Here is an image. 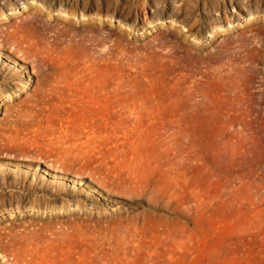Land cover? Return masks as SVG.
I'll return each instance as SVG.
<instances>
[{"label":"rangeland","instance_id":"obj_1","mask_svg":"<svg viewBox=\"0 0 264 264\" xmlns=\"http://www.w3.org/2000/svg\"><path fill=\"white\" fill-rule=\"evenodd\" d=\"M211 1L0 0V83L10 84L0 142L18 139L0 149V264L12 259L10 235L26 229L18 246L39 258L65 221L80 235L65 240L67 254L54 252L56 264H108L115 253L120 264L131 235L143 244L132 264H264V201L258 211L244 204L264 156V0ZM64 74L80 88L95 77L84 106L59 103L68 81L38 107L25 101Z\"/></svg>","mask_w":264,"mask_h":264},{"label":"bare ground","instance_id":"obj_2","mask_svg":"<svg viewBox=\"0 0 264 264\" xmlns=\"http://www.w3.org/2000/svg\"><path fill=\"white\" fill-rule=\"evenodd\" d=\"M184 1V0H183ZM192 1V0H191ZM196 1V0H195ZM199 1V0H198ZM207 1H211V0H206V2ZM214 1V0H213ZM251 1V0H250ZM212 2V1H211ZM218 2H219V0H218ZM218 2H214V3H208V6L211 8V10H216V11H218L221 7H220V5L221 4H219ZM241 2V1H240ZM240 2H238V3H240ZM245 2V1H244ZM257 2H260V0H252V3H257ZM93 3V2H92ZM183 3V2H182ZM237 3V4H238ZM242 3V2H241ZM193 4H194V2H193ZM201 4V3H200ZM202 4H203V2H202ZM206 4V3H205ZM205 4H204V7H205ZM199 5V4H198ZM246 5V4H245ZM182 6V5H181ZM258 6V5H257ZM186 8H185V10L183 11L185 14H186V16H192L193 14H194V11H196V9H195V6H192L191 4H190V2H188V3H186V6H185ZM203 7V8H204ZM208 7V8H209ZM249 7V6H248ZM255 7H256V5H255ZM250 8V7H249ZM257 8V7H256ZM74 9V8H73ZM205 9H207V8H205ZM204 9V10H205ZM76 10V9H75ZM181 10V9H180ZM245 10V9H244ZM252 10V9H251ZM250 10V11H251ZM256 10V9H255ZM258 10V9H257ZM256 10V11H257ZM71 11V10H70ZM200 11V10H199ZM202 11V10H201ZM206 11V10H205ZM204 11V12H205ZM220 11V10H219ZM208 12V11H207ZM71 13V12H70ZM73 13V12H72ZM74 13H75V11H74ZM73 13V14H74ZM177 13V12H176ZM179 13V12H178ZM197 13H199V12H197ZM251 13V12H250ZM185 14H182V16L183 15H185ZM196 15V14H195ZM204 15H205V13H204ZM177 16V15H176ZM195 17V16H194ZM252 17V16H251ZM186 18H188V17H186ZM190 18V17H189ZM178 19V18H177ZM180 19V18H179ZM192 19V18H191ZM198 19V18H197ZM197 19L195 20V18H194V22H193V24L191 25V29H193V27H196V24L198 23V21H197ZM188 19H186V21H187ZM210 20H214V21H217V19L216 18H210ZM221 20V19H220ZM200 21H201V19H200ZM191 22V21H190ZM255 22V21H254ZM258 22V21H257ZM260 22V21H259ZM207 24V23H206ZM255 25V24H254ZM190 29V28H189ZM259 29V28H258ZM257 29V30H258ZM263 30V29H262ZM254 30H252V32H253ZM264 31V30H263ZM257 32V31H256ZM259 32V31H258ZM262 32V31H261ZM260 32V33H261ZM243 33H247V30H242V34ZM193 34V33H192ZM259 34V33H258ZM263 34V33H262ZM243 36H245V35H243ZM252 37H254V38H256V34L255 35H253ZM244 39H245V37H244ZM244 39H242L241 40V47H243V48H246V46H247V40H244ZM25 43H28L27 41H24ZM23 42L21 41V42H18L17 44L18 45H21ZM264 46V45H263ZM263 46H261L260 48H259V50H260V52L262 53L263 52V50H262V48H263ZM193 49V48H192ZM20 52H22V53H24L26 50L25 49H22L21 47L18 49ZM196 51H197V49H195ZM190 52V51H189ZM25 56H28V54H24ZM192 56V55H191ZM241 56V55H240ZM196 58V57H195ZM197 59H199V58H197ZM200 61H202L201 59H200ZM202 63H205V62H202ZM63 75V74H62ZM65 76H63V77H58V79H56V78H54L53 79V81L51 82V84H49V88L48 89H46V87L42 84H38L37 85V87L35 88V89H33L31 92H30V94L28 95V97L27 98H25V101H31L32 103H33V105L34 106H39L40 105V103L41 102H48V100L49 99H52V96L53 95H55L56 97L57 96H61L60 97V99L58 100L59 101V103H61L62 105L64 104V101L65 100H67L68 101V103H71L73 106H78V105H80V106H84V102H83V100L85 99V93H87V92H89L90 91V85H93V82H94V80H96L95 79V77H92V75L90 74L89 75V78H87V84H86V86H84V88H80V86H79V84H77L75 81H73L72 83H71V81L69 80V79H67L66 78V74H64ZM227 74H225V76H226ZM78 76V75H77ZM80 76V75H79ZM82 77H84V76H82ZM88 77V76H87ZM224 77V76H223ZM227 77V76H226ZM226 77H225V79H226ZM62 78V79H61ZM6 79V78H5ZM73 79V78H72ZM77 79V78H76ZM79 80V79H78ZM83 80V79H82ZM66 82V81H68V83H67V85H68V91H67V93H68V95L67 96H65V95H61V93L59 94V92L60 91H62V89L60 88V86L62 85V82ZM84 81V80H83ZM224 81V80H223ZM69 82H70V84H69ZM79 82V81H78ZM44 83V82H43ZM224 84H225V81H224V83H223V86H224ZM10 84H9V82L8 83H5V84H1L0 83V92H4V91H6V90H8L7 88H8V86H9ZM66 86V85H65ZM3 89V90H2ZM225 89H227V87L225 88ZM224 89V92H228L227 90H225ZM9 91V90H8ZM8 91H7V93H8ZM117 92V91H116ZM222 92H223V90H222ZM102 95H103V102H101L102 104H106L107 105V102H108V100L110 101V97L108 98V96H107V91H106V89L105 90H102L101 92H100ZM59 94V95H58ZM118 94V93H117ZM97 95V94H96ZM117 96V95H116ZM222 96H224V95H222ZM226 96V95H225ZM94 98V97H93ZM224 98L225 97H223V100H224ZM120 99V98H119ZM122 99V98H121ZM55 100V99H54ZM123 100V99H122ZM16 101V100H15ZM86 101V100H85ZM99 101V100H98ZM17 102H18V100H17ZM16 102V103H17ZM117 102V101H116ZM120 102H121V100H120ZM67 103V104H68ZM98 103V102H97ZM112 103V102H111ZM111 103H108V105L110 106V104ZM118 103V102H117ZM13 104H14V102H13ZM13 104L12 103H8L7 104V107L10 109L12 106H13ZM95 104V103H94ZM123 104V102L121 103V105ZM21 105V104H20ZM70 105V104H69ZM98 105V104H97ZM92 106V105H91ZM226 106V105H225ZM223 108H225V107H223ZM222 109V108H221ZM12 110H13V108H12ZM18 110H20V109H18ZM226 110V109H225ZM11 111V110H10ZM25 111V110H24ZM50 112V111H49ZM52 112V111H51ZM220 112V111H219ZM225 113L226 112H224L223 114L225 115ZM221 114V113H220ZM49 115V114H48ZM226 116V115H225ZM224 118V117H223ZM220 119H222V116H220ZM219 119V120H220ZM36 120V119H35ZM221 121V120H220ZM225 121V120H224ZM224 121H221L222 122V125H223V127L221 128L222 130L220 131V132H222V133H224V131H225V125L226 126H228L227 124H225V122ZM30 122H31V120H30ZM38 122V121H37ZM36 122V123H37ZM227 122V121H226ZM35 123V124H36ZM40 123V122H39ZM38 123V124H39ZM225 124V125H224ZM221 125V126H222ZM226 130H228L229 131V129H228V127L226 128ZM227 131V132H228ZM227 132H225V133H227ZM261 134V133H260ZM262 134H264V133H262ZM9 135V134H8ZM8 135H6L5 136V138H3L2 140L4 141V143H1L0 142V149H2V148H5V149H9V150H11V148H13L14 147V145L15 144H13L14 142L15 143H17L18 142V139H16L15 137H14V135H13V137L12 136H8ZM222 135V134H221ZM225 135H227V134H225ZM224 135V136H225ZM8 136V137H7ZM233 136V135H232ZM235 136V135H234ZM259 136H261V135H259ZM231 137V136H230ZM222 138V137H221ZM224 138V137H223ZM27 139V138H26ZM220 139V138H219ZM229 140V139H228ZM258 140V139H257ZM262 140V139H261ZM264 140V139H263ZM262 140V142H264ZM20 141H22V140H20ZM219 141V140H218ZM222 141H224L225 142V138H224V140H221V142ZM229 141H232V139L231 140H229ZM256 141V140H255ZM25 142V141H24ZM27 142H28V140H27ZM227 142V144H228V141H226ZM225 142V143H226ZM259 142V141H258ZM258 142H256V143H258ZM261 142V143H262ZM28 143H30V142H28ZM223 143V142H222ZM222 143H221V145H222ZM260 143V142H259ZM258 143V144H259ZM26 144V143H25ZM40 144V143H39ZM224 144V143H223ZM230 144V143H229ZM251 145H252V143H250ZM264 144V143H263ZM263 144H262V146H263ZM17 145V144H16ZM20 145V144H19ZM18 145V146H19ZM30 145V144H29ZM36 146L38 145V144H35ZM42 145V144H41ZM40 145V146H41ZM225 145V144H224ZM223 145V148L225 147ZM255 145V144H254ZM253 145V146H254ZM261 145V144H260ZM259 145V146H260ZM13 146V147H12ZM27 146V145H26ZM220 146V145H219ZM227 146V145H226ZM236 146H238V145H236ZM247 146V145H246ZM245 146V147H246ZM249 146V145H248ZM218 147V146H217ZM229 147V146H228ZM227 147V148H228ZM264 147V146H263ZM18 148V147H17ZM17 148H16V150H17ZM20 148H22V146L20 147ZM19 148V149H20ZM24 148H26V147H24ZM29 148V147H28ZM231 148V147H230ZM250 147H248V149H249ZM255 148V147H254ZM257 149L259 148L258 146L256 147ZM18 149V150H19ZM30 150H31V148H29ZM37 148L35 147V151H34V153L37 151L36 150ZM42 149V148H41ZM236 149V148H235ZM248 149H246V151H249L250 153H251V151L250 150H248ZM13 150H15V147H14V149ZM22 150V149H21ZM24 150H26V149H24ZM32 150H34V149H32ZM44 150V149H43ZM42 150V151H43ZM219 150L220 149H218V152H219ZM227 150H229V148L227 149ZM237 150H239V148L237 149ZM236 150V151H237ZM8 151V150H7ZM23 151V150H22ZM42 151H40L39 152V157L40 156H42ZM46 151V150H45ZM44 151V152H45ZM221 151V150H220ZM246 151H244V152H246ZM254 151H256V152H258L256 149L254 150ZM259 151H261V149H259ZM1 152V151H0ZM32 152V151H31ZM49 152H50V154H51V152L52 151H50V149H49ZM224 152V154H225V151H223ZM231 152H233V151H231ZM230 152V153H231ZM235 152V151H234ZM239 152V151H238ZM261 152H263V151H261ZM46 153V152H45ZM44 153V154H45ZM48 153V152H47ZM55 153V152H54ZM220 153V152H219ZM227 153V152H226ZM230 153H229V155H230ZM260 153V152H259ZM259 153H257V154H259ZM221 154V153H220ZM223 154V153H222ZM221 154V156H223ZM240 154H241V152H240ZM249 154V153H248ZM248 154H246V155H248ZM252 154H253V150H252ZM251 154V155H252ZM48 155V154H47ZM46 155V156H47ZM61 155V154H60ZM59 155V156H60ZM236 155H238V153L237 154H235V156ZM262 155V154H261ZM45 156V155H44ZM51 156H53V154L51 155ZM59 156L57 157V158H59ZM241 156H243V155H241ZM254 156H257L256 158H254V160L255 159H257L258 158V155H254ZM253 156V157H254ZM55 157V156H54ZM229 158L230 157H232L231 155L230 156H228ZM252 157V156H251ZM252 157V158H253ZM46 158V157H45ZM50 159H51V157H49ZM222 158V157H221ZM247 158V157H246ZM251 158V159H252ZM36 159H37V157H36ZM42 159H44L43 157H42ZM225 159H227V158H225ZM232 159H233V157H232ZM236 159H238V156H236V158L235 159H233L234 161L236 160ZM241 158H239V160H240ZM251 159H249V160H251ZM53 160V159H52ZM219 161H220V159H218ZM222 160V159H221ZM248 160V161H249ZM254 160L252 161V163L254 162ZM223 161V160H222ZM222 161H220V162H222ZM226 161V160H225ZM230 161V160H229ZM228 161V162H229ZM55 162H56V160H55ZM231 162V161H230ZM238 162V161H237ZM250 162V161H249ZM249 162H248V165H249ZM57 163V162H56ZM58 163H59V160H58ZM235 163V162H234ZM256 163V169L254 170L253 169V167H252V169L254 170H252L253 171V174H252V176H254L255 178H257V179H260V183L258 184V186H257V188L256 187H254V189H253V191L252 192H250L249 194H248V190H246V192L247 193H245V194H248L249 196H248V198L247 199H245L244 201H245V203L244 204H248V206L249 207H251L252 209L253 208H257L258 209V207L259 206H263V201H264V196L263 197H261V196H259L260 195V190H263L264 191V156H261L260 158H258L257 159V161L255 162ZM231 164H232V162H231ZM236 164V163H235ZM254 164V163H253ZM230 165V164H229ZM250 165H251V163H250ZM228 166V165H227ZM234 166V165H233ZM219 167V166H218ZM217 167V168H218ZM249 167V166H248ZM226 169V171H227V168H225ZM250 169V168H249ZM248 169V170H249ZM222 170V169H221ZM220 170V171H221ZM232 170V169H231ZM223 171V170H222ZM224 172V171H223ZM234 172H236L235 170H234ZM251 172V171H250ZM230 173V172H229ZM248 173H249V171H248ZM223 174V173H222ZM233 174V173H232ZM250 175H251V173H249ZM219 176V175H218ZM234 176V175H233ZM225 177V176H224ZM232 177V176H231ZM229 178V177H228ZM233 178V177H232ZM231 178V179H232ZM250 178V177H249ZM230 179V180H231ZM222 180V179H221ZM252 180V179H251ZM259 181V180H258ZM233 182V181H232ZM249 182V181H248ZM252 182V181H251ZM255 182H257V181H255ZM226 183V182H225ZM258 183V182H257ZM220 184V183H219ZM247 184V183H246ZM249 184V183H248ZM251 184V183H250ZM249 184V185H250ZM253 184H254V182H253ZM253 184H251V186L253 185ZM223 185V184H222ZM222 185H220V186H222ZM242 185V184H241ZM240 185V186H241ZM231 186V185H230ZM244 186H245V184H244ZM248 186V185H247ZM250 186V187H251ZM225 187H228V185L227 186H225ZM250 187H248V188H250ZM253 187V186H252ZM26 188V187H25ZM224 188V187H223ZM233 188V187H232ZM248 188H245V189H248ZM256 188V189H255ZM24 189V188H23ZM236 189L237 188H235V191H236ZM243 189V188H242ZM252 189V188H251ZM250 189V190H251ZM33 190V189H32ZM227 190V189H226ZM28 191V190H27ZM227 191H229V189L227 190ZM235 191L233 192V191H231L233 194H235ZM262 191V192H263ZM33 192V191H32ZM239 192V191H238ZM241 192V191H240ZM229 193H230V191H229ZM223 194V193H222ZM222 194H220V195H222ZM227 194V193H226ZM262 195H264V194H262ZM246 196V195H245ZM1 197V196H0ZM219 197V196H218ZM224 197V196H223ZM232 197V196H231ZM230 197V198H231ZM234 197V196H233ZM236 197V196H235ZM221 198V197H220ZM229 198V197H228ZM15 199V198H14ZM224 199V198H223ZM228 200V199H227ZM15 201H17V202H20V201H22L21 200V198H18V199H15ZM54 201V200H53ZM222 201V200H221ZM243 201V202H244ZM34 202V201H33ZM32 202V203H33ZM46 202V201H45ZM220 202V201H219ZM224 203V202H223ZM230 203V202H229ZM54 204V203H53ZM222 204V203H221ZM46 205V204H45ZM223 205V204H222ZM229 205V204H228ZM231 205V204H230ZM247 206V207H248ZM262 208H264V207H262ZM256 209V210H257ZM260 210H262L261 208H260ZM258 211V210H257ZM262 211H264V209L262 210ZM54 212V211H53ZM72 219V218H71ZM69 220V219H68ZM74 220V219H73ZM83 220H85V219H83ZM29 221V220H28ZM70 221H72V220H70ZM75 221V220H74ZM89 221V220H88ZM106 221H109V220H106ZM112 221V220H111ZM35 222V221H34ZM50 222H52V221H50ZM60 222V221H59ZM76 222V221H75ZM74 222V223H75ZM79 221H77V223H78ZM82 222V221H81ZM91 222H93V221H91ZM96 222V221H95ZM100 222V221H99ZM103 222H104V220H103ZM261 222V221H260ZM259 222V223H260ZM262 222H264V221H262ZM32 223V222H31ZM31 223H29L28 225H30ZM55 223V222H54ZM72 222H68V221H65V222H63V223H59L58 225H55V226H53V227H48V228H50V231H51V233H52V238H50V240H49V243H48V248H47V250H45L44 249V251H43V254L40 252V256L41 257H39V258H37V253H36V250L34 249V248H26L25 250H22L21 249V247H19L18 246V244L20 243V240L23 238V236H25L26 234H27V230L26 229H21V230H23V231H21V230H17L18 232L17 233H15V234H13V235H10L9 237H10V244H11V246H10V248L12 249V253H11V261H9V259L7 260V263H9V264H19V260L21 259V260H25V261H27L28 259L30 260V262L32 263V264H56V261H55V258H57V256L56 255H54V252H57V251H61V253H66V248H65V242H67V241H65V240H67V238H70V237H75V236H77V235H80V231L77 229V228H74L73 226H72V224H71ZM74 223H73V225H74ZM76 223V224H77ZM89 223V222H88ZM106 223V222H105ZM113 223V222H112ZM117 223V222H116ZM123 223V222H122ZM33 224V223H32ZM38 224V223H37ZM86 224V223H85ZM102 224V223H101ZM114 224V223H113ZM112 224V225H113ZM27 225V226H28ZM89 224H87V226H88ZM93 225V224H92ZM97 225H98V223H97ZM103 225V224H102ZM101 225V226H102ZM110 225V224H109ZM118 225V224H117ZM123 225V224H122ZM122 225H121V227H122ZM130 225V224H129ZM261 225V224H260ZM26 226V225H25ZM33 226H34V224H33ZM36 226V225H35ZM75 226V225H74ZM80 226V225H79ZM90 226V225H89ZM89 226L87 227V228H89ZM94 226V225H93ZM100 226V225H99ZM106 226H107V224H106ZM134 226L135 225H132V227L134 228ZM262 226V225H261ZM23 227V226H22ZM40 227V226H39ZM39 227H37V229L39 228ZM44 227V226H43ZM77 227V226H76ZM104 226H102L101 228H103ZM124 227H125V224H124ZM36 228V227H35ZM74 228V229H73ZM79 228V227H78ZM90 228H92V227H90ZM100 228V227H99ZM98 228V230H93V233H94V231H99V230H101V229H99ZM104 228H106V230H107V228H109V226L108 227H104ZM113 228V227H112ZM115 228H116V225H115ZM115 228H113V229H115ZM118 228V227H117ZM31 229V228H30ZM36 229V230H37ZM71 229H73V230H71ZM80 229V228H79ZM95 229V228H94ZM125 229V228H124ZM124 229H123V231H124ZM91 230V229H90ZM105 230V229H104ZM109 230V233H111L110 232V229H108ZM118 230H119V228H118ZM125 230H127V229H125ZM32 231V230H31ZM35 231V230H34ZM71 231H73V233L71 232ZM101 231H103V229L101 230ZM116 231V230H115ZM131 231H132V229H131ZM83 233H85L84 231H83ZM93 233L91 232V235H92V237H93ZM112 233H113V231H112ZM115 233V232H114ZM114 233H113V235H114ZM132 233V232H131ZM97 234V233H96ZM102 234V233H101ZM105 234H106V231H105ZM105 234L104 235H101L102 237H104L105 236ZM118 234V233H117ZM122 234H127L126 232L125 233H122ZM121 234V235H122ZM82 235V234H81ZM83 235H85V234H83ZM120 235V236H121ZM129 235V234H128ZM115 236H116V233H115ZM119 235H117V237H118ZM123 236V235H122ZM132 236V235H131ZM128 236L126 239H124L123 237H125V235L122 237V239H124V243L126 244V247H125V257H124V259H123V257L120 259L119 257V259L122 261H120L119 263L120 264H132V261L134 260V258H133V256H135V254H136V252H137V249H139L136 245H137V243L139 242L140 243V245H143V244H141L142 243V240L141 241H138V239L137 238H135V236ZM100 237V236H99ZM102 237H101V239H102ZM137 237V236H136ZM94 238V237H93ZM96 238H98V237H96ZM107 238H108V236H107ZM109 238H111V236L109 237ZM113 238H114V240H113ZM72 239V238H71ZM95 239V238H94ZM98 239H100V238H98ZM97 239V240H98ZM142 239V238H141ZM35 240H36V238H35ZM96 240V239H95ZM108 240V239H107ZM111 240H113L114 242H116V240H117V238H115V237H112L111 238ZM102 241H103V239H102ZM144 241V240H143ZM99 242H100V240H99ZM99 242H97L98 243V245H99ZM105 242V241H104ZM103 242V243H104ZM110 242H112V241H110ZM110 242H105V243H107V245L110 243ZM102 243V244H103ZM105 243H104V245H105ZM113 243V242H112ZM22 245V244H21ZM67 245V244H66ZM106 245V246H107ZM110 245V244H109ZM109 245H108V247H109ZM112 245V244H111ZM117 245V244H116ZM115 245V246H116ZM105 246V247H106ZM114 246V245H113ZM114 246V247H115ZM121 246V245H120ZM119 246V247H120ZM138 246H139V244H138ZM67 247V246H66ZM99 247V246H98ZM97 247V248H98ZM101 247H103L102 245H101ZM119 247L118 248H116L115 250L117 251V250H119ZM96 248V249H97ZM112 247L110 246V252H111V250L113 249H111ZM122 248V247H121ZM41 249V248H40ZM100 249V248H99ZM105 249H107V248H105ZM105 249H104V251H105ZM108 249V250H109ZM102 250V249H101ZM123 251V250H122ZM122 251H120V253L122 252ZM139 251H140V249H139ZM96 252H98L97 250H96ZM107 252V251H106ZM113 252V251H112ZM99 253H100V250H99ZM104 253V252H103ZM108 253V252H107ZM67 254V253H66ZM101 254V253H100ZM105 254V253H104ZM110 254V253H109ZM108 254V255H109ZM114 254V252L112 253V255ZM117 253H115L114 255H113V259L111 260V259H108L107 258V261L108 260H111V261H113L114 262V264H115V262H116V260L117 259H115V257L118 255H116ZM122 254H124V253H122ZM61 255V254H60ZM108 255H105V256H108ZM116 255V256H115ZM121 255V254H120ZM67 256V255H66ZM59 257V256H58ZM61 257V256H60ZM59 257V259H61ZM111 256L109 255V258H110ZM37 258V260H35ZM64 258V257H63ZM58 259V258H57ZM83 260V259H82ZM58 261V260H57ZM111 261H110V263H111ZM30 262H28V263H26V264H29ZM59 262H61V261H59ZM59 262H57V263H59ZM82 262V261H81ZM104 262L105 261H103V264H104ZM30 263V264H31ZM62 263H63V261H62ZM108 264H110L109 263V261L107 262ZM101 264V263H100ZM112 264V263H111Z\"/></svg>","mask_w":264,"mask_h":264}]
</instances>
